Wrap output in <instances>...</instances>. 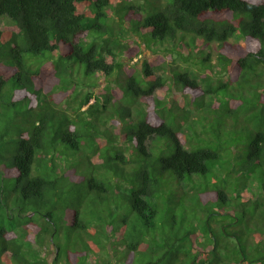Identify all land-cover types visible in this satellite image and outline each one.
Returning a JSON list of instances; mask_svg holds the SVG:
<instances>
[{
    "label": "trees",
    "instance_id": "16d2710c",
    "mask_svg": "<svg viewBox=\"0 0 264 264\" xmlns=\"http://www.w3.org/2000/svg\"><path fill=\"white\" fill-rule=\"evenodd\" d=\"M4 17L17 29L2 27ZM144 47L157 62L143 56ZM178 57L201 67L174 65ZM174 89L181 93L173 100L155 95ZM0 103L12 109V128L7 122L0 133V264H24L28 245L54 241L60 218L81 232L86 248L80 261L69 254L70 264L101 256V245L120 249L126 264H179L184 255L190 264L219 262L217 238L210 245L197 233L188 252L172 253L167 222L157 218L168 189V199L179 201L181 186L220 171L236 143L243 162H254L250 175L263 182L237 192L239 207L256 201L264 218V0H0ZM199 123L214 146L187 148L183 132ZM153 137L171 138L175 150L166 153L168 143L154 156ZM238 169L232 164L224 174ZM166 171L177 183L161 179ZM228 197L225 189L200 193L205 202ZM89 202L109 209L102 242L103 226L87 219ZM44 207L39 225L35 214ZM204 229L212 232L208 220ZM240 252L228 262L264 264V256ZM58 257L49 264H60Z\"/></svg>",
    "mask_w": 264,
    "mask_h": 264
},
{
    "label": "rangeland",
    "instance_id": "374dc122",
    "mask_svg": "<svg viewBox=\"0 0 264 264\" xmlns=\"http://www.w3.org/2000/svg\"><path fill=\"white\" fill-rule=\"evenodd\" d=\"M1 26L9 30L17 29L14 23L8 17H4L2 19ZM130 34L133 33H129L127 31L126 35ZM153 40L160 41L159 39L155 38H153ZM213 46L216 50V45ZM233 47L235 48V50H242L237 43H235ZM144 49L145 50L143 56L148 57L152 64L157 62V57L155 56L156 54L153 53L151 48L144 47ZM205 51L206 53L208 52L207 49ZM130 53L131 52L129 51L124 55V59L126 62L129 61ZM54 54L56 55L57 52H54ZM140 56L141 55H137L132 60L137 62L139 66ZM216 56L217 55L214 54V61L216 60ZM177 63L183 64L187 67H201L196 62H192L190 60L187 61L186 59H181L179 57L178 59H176L174 65H176ZM80 71L81 75L84 76L83 67L80 69ZM97 74L95 77L103 75L99 72ZM226 74L223 76L224 80L228 78ZM76 75L79 76L77 72ZM56 81L57 80H53L51 82ZM108 85L109 87H107ZM106 87L110 88V84H107ZM177 92L181 93L179 90L174 89V92L171 96H168L167 92L165 91L156 92L155 95L159 94V96H167V98L173 100V98L177 96ZM15 117L16 115L14 114V118ZM7 122L10 123L12 128V109L10 107H7L6 103H0V133L7 125ZM16 122L17 121H15V123ZM199 130H203V133L200 134ZM184 131L185 132L183 133L185 134L187 140H189L188 145L186 146L187 148H195L198 144L214 146V143H207L206 140L211 135V132H207L206 128H203L202 124L199 123L197 127L193 125L191 129H186ZM223 136H225V134H223ZM200 138H204V140L201 141ZM226 138L227 137L220 139L217 142V145H219V142H225ZM168 143L169 148L166 153H171L175 150V146L171 138L153 137L147 140L148 146H150V144L156 146V148L154 149L156 152L154 156H158L162 151V146L164 147ZM238 144L239 143L234 144L235 151H233L231 154H229L228 152L226 153L225 160L228 161V163L224 167H222L220 171L213 170L206 174H196L192 183L186 182V184L191 185L181 186L182 191L179 201L173 202L168 199V196H171V193L174 192L172 189H168V191H170L171 193L167 192V197L163 198L165 201L163 206L160 208L157 221L163 223V221L166 220L167 222L166 230H170L168 234H172V238L169 241V244L171 245V248L169 247V250H171L172 253H177L179 250L178 247H182L186 252H188L191 247L192 238H195V234L197 233L199 237L197 234L196 235L199 240L203 238L210 245L211 243H215L214 241L217 238V242L219 243L217 252L224 259L220 260L219 262H215L214 264H231L228 261H233L235 263L236 258L241 257V246L246 251L248 257L251 259L261 258L264 256V218H262L260 209L257 207V202H248L245 204L243 209H241L239 206H242L241 204H243V198L237 196V192L241 191L243 186L246 187L243 192L251 193L252 191L260 190L263 182L262 179L259 178V176H257V178L259 179L256 180L255 175H250L251 173H249L248 167L251 165V163L254 164V162L250 160H246L243 162L245 155L242 148L237 146ZM93 160H100L99 155H95L93 157ZM232 164L233 166L239 167L238 171L229 175L224 174V171L226 170L227 172H229V170L232 168ZM169 174H171V172L166 171L165 176H162L161 179L165 182H168L167 185L169 184V182L177 183V179L175 178V176ZM254 180L257 181L259 185H261L260 188L258 187L256 182H253ZM219 189H225L229 196L227 200L220 202L216 200L205 202L203 199H200V193L204 194L205 192L211 191L216 192ZM73 198L74 202L79 201L77 200V197L75 195L73 196ZM167 205L168 209H166ZM45 207L43 210H40L35 214L34 221L39 225L45 224V217L43 215L45 214ZM63 207V205H58L56 207V214L58 216L59 212L63 210ZM91 208L93 209V211H90ZM88 209H90L88 210V221L91 220L93 225H96V223L98 225V223H100L103 226L102 230L100 231V235H98L99 240L102 242V237L106 233L103 229L104 227H107V222L110 218L108 214L109 209L106 205L98 209V206H95V204L91 205V202H89ZM172 211H174V213H172ZM84 215L85 214H83L82 216L84 217ZM119 216L121 217V215ZM209 216H212V218H210ZM27 219V216H22V218H20L18 221L25 225L27 222L23 223V221H26ZM207 220L208 223H211L212 225V232H214V235L212 234V232H209V234H207L208 232H206L204 229ZM222 224H227V232L232 233L233 236L226 235L224 233V231L222 230ZM7 226L11 227L12 224H7ZM22 226L23 225H17L15 228L21 230ZM81 235L82 234L79 231L76 233V230L72 226V223L68 222L65 218H60L57 221V233L54 241L52 239V236H50L49 238L52 239V241L46 239L45 241H43L44 243H41V240H38V245L31 244L27 247L25 245V250L30 249V254L27 255L24 264H49L48 261L52 262L56 253L59 255L58 260L60 264H70L68 258L69 254L75 256V260L77 259V261H80L79 251L86 249L84 247V239L82 238L83 236L81 237ZM260 235L262 236V238ZM160 236L162 238L166 237V235L162 233L160 234ZM45 237L46 234H43L42 238L44 239ZM200 245L202 246V243L198 241V246ZM100 248L101 251L99 253L101 256L97 257V252L99 250L94 251L95 257L93 255H90V258L88 256V259L87 256H81V262H84L85 264H101L104 260H109L113 264H126V260L123 259L124 254L120 249H113L112 247L108 249L106 247H103L102 245L100 246ZM163 251H165V248L160 250L161 253H163ZM6 257L7 255H4L3 258L5 259ZM180 262L179 264H190V262L192 261L190 257L184 255ZM12 264L19 263L14 261Z\"/></svg>",
    "mask_w": 264,
    "mask_h": 264
},
{
    "label": "clouds",
    "instance_id": "9594fccd",
    "mask_svg": "<svg viewBox=\"0 0 264 264\" xmlns=\"http://www.w3.org/2000/svg\"><path fill=\"white\" fill-rule=\"evenodd\" d=\"M126 19V18H125Z\"/></svg>",
    "mask_w": 264,
    "mask_h": 264
}]
</instances>
